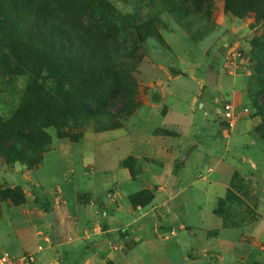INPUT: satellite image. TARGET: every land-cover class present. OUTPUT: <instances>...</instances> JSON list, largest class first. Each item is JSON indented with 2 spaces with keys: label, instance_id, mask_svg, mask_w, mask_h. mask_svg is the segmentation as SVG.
I'll use <instances>...</instances> for the list:
<instances>
[{
  "label": "crops",
  "instance_id": "1",
  "mask_svg": "<svg viewBox=\"0 0 264 264\" xmlns=\"http://www.w3.org/2000/svg\"><path fill=\"white\" fill-rule=\"evenodd\" d=\"M215 1L223 27L247 24L229 22L224 0ZM200 65L189 76L162 66L154 79L159 100H146L123 125L61 141L63 169L16 163L14 184L33 199L0 249L37 252L35 264H264V201L252 245L217 212L234 174L246 172L252 121L245 87ZM226 100L240 115L232 129L218 118ZM0 222L13 224L10 217Z\"/></svg>",
  "mask_w": 264,
  "mask_h": 264
},
{
  "label": "rangeland",
  "instance_id": "2",
  "mask_svg": "<svg viewBox=\"0 0 264 264\" xmlns=\"http://www.w3.org/2000/svg\"><path fill=\"white\" fill-rule=\"evenodd\" d=\"M21 1L18 8H13V0H0V120L38 117L40 123H46L49 119L50 125L43 126V130L50 141L38 151L28 152L24 160L10 158L0 148V221L6 217L13 221L11 229L0 222V244L9 241L11 233L23 224L26 217L23 204L33 199L24 187L14 184L16 163L27 170L63 169L67 158L61 151V141H77L89 129L123 125L146 100H159L154 79L162 76V66L173 75L189 76L205 68L200 65L203 62L210 65L213 74L243 81L245 87L250 107L247 118L252 121L241 162L246 172L234 174L230 196L220 203L218 211L225 217L227 228L241 232L252 245V231L262 217L260 208L264 201V115L256 106V102L264 105V0H224L223 12L231 16L229 22L232 18L247 22L241 28L222 26L219 20L222 7L215 0ZM18 14L30 19L21 22ZM12 27L19 30L18 51L29 64H21L17 73L10 72L8 67L18 62L6 44L8 33L17 32ZM58 29H68L80 42L96 44L108 56L107 59L100 56V61L114 66L119 88L118 98L108 110L102 109L101 101L82 93V101H75L69 108L81 115L69 114L66 121H60L47 116L43 101L28 93V86L34 81L45 84L55 94L58 90H76L75 84L66 82L67 64L55 60L50 51L56 35L59 36ZM53 30L56 33L52 34ZM86 61L91 60L87 57ZM153 66L157 67V75L152 74ZM32 67L38 71L34 72ZM125 91L133 99L131 102L123 98ZM218 118L227 129L236 123H225L220 112ZM4 138L0 139V147L6 144ZM15 140L18 149L28 144L20 136ZM37 196L35 202L46 208V199L41 194ZM4 250L17 254L11 246L0 249V253Z\"/></svg>",
  "mask_w": 264,
  "mask_h": 264
},
{
  "label": "trees",
  "instance_id": "3",
  "mask_svg": "<svg viewBox=\"0 0 264 264\" xmlns=\"http://www.w3.org/2000/svg\"><path fill=\"white\" fill-rule=\"evenodd\" d=\"M21 2V0H13V8H18ZM16 10L17 9H14L15 12ZM18 16L20 17L21 22L23 20L30 19V17L26 18L24 16H20L19 14ZM12 30L17 31L14 27H12ZM27 30H29V28ZM18 32L19 30L14 34L8 33L9 41L6 43L17 56L16 60L18 62L13 63V65H8L11 70L10 72L16 73L20 70L19 69L17 71L21 64L29 66V64L24 62L25 58H22L18 51L20 43ZM56 32L59 36L56 35V41L51 44L52 49L50 51L54 54L55 60H60L62 63L67 64L66 82H72L75 84L76 90L74 92L58 90L57 94H55L52 89L48 88L45 84H38L34 81L30 86H28V93L36 97L38 100L41 99V101H43L44 107L49 112L47 116L57 117L60 121H66V116L69 114L74 116L81 115L80 111L74 113L69 111V108L72 104H75V101H82V93L87 97L90 96L91 98H95L97 101H101L102 109L108 110L110 103L115 102L114 99L118 98L119 93V88L116 85L117 71L114 66H110V64L106 65V63L104 64L102 63L103 61H100V56H103V59H107L108 56L105 55L103 49H98L96 44H86L85 42H80V40L76 39L75 35H72L71 31L68 29H58ZM56 32L53 30L52 34ZM87 57L91 60L90 62L86 61ZM98 64H102V66L98 67ZM33 69L35 68L32 67V70ZM33 71L37 72L38 70ZM110 77L112 78V81L109 80ZM129 95L130 94L127 91L123 94V98L126 97L125 101L127 102H131L133 100ZM103 104L106 106H103ZM256 106L264 115V105L256 102ZM59 114H63L62 117L59 116ZM1 121L2 120H0V130H5L0 132V139L1 137L4 138L5 135L10 137L4 138L3 142L5 141L6 144L4 147L0 148L10 158L16 157V159L24 160L26 159V154L28 152H36L50 141L49 137L43 130V126L50 125L49 119L46 123H40V119L38 117L35 119L25 117L20 121H17V118L13 117L7 121ZM12 123L17 124L12 126ZM54 123H59V121ZM18 136L23 137L28 143L22 149H18L16 145L15 138ZM31 161L33 162V160ZM229 196L230 194L228 197ZM228 197L226 199H222L220 203L227 200ZM217 212L220 213L218 209Z\"/></svg>",
  "mask_w": 264,
  "mask_h": 264
},
{
  "label": "built area",
  "instance_id": "4",
  "mask_svg": "<svg viewBox=\"0 0 264 264\" xmlns=\"http://www.w3.org/2000/svg\"><path fill=\"white\" fill-rule=\"evenodd\" d=\"M220 116L225 123L233 124L238 117L235 106L231 101H223ZM36 253L31 252L26 255L16 256L10 252L3 251L0 254V264H35Z\"/></svg>",
  "mask_w": 264,
  "mask_h": 264
}]
</instances>
